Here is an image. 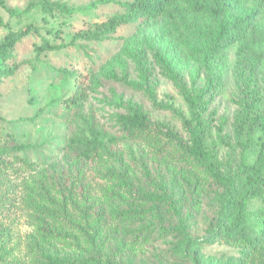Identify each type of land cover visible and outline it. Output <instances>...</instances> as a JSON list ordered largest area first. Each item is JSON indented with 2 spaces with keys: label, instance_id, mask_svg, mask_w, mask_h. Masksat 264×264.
I'll list each match as a JSON object with an SVG mask.
<instances>
[{
  "label": "rangeland",
  "instance_id": "1",
  "mask_svg": "<svg viewBox=\"0 0 264 264\" xmlns=\"http://www.w3.org/2000/svg\"><path fill=\"white\" fill-rule=\"evenodd\" d=\"M30 1L35 0H4L19 16L0 6V39L29 23L39 27L16 43L20 66L0 83V143L26 144L21 154L35 162L0 189V197H6L0 210V264L72 260L87 257L89 248L106 263L165 264L159 249L176 244L185 259L173 264H195L198 257L220 264H237L243 257L242 264H264V248L248 253L240 241L209 238L206 230L233 195L247 211L264 214V184L248 193L242 183L247 174H257L264 159V61L249 79V71L238 65V43L219 51L211 46L221 39V6L227 4L234 14L243 7L233 0L195 1L175 19L165 15L150 26L122 24L109 38L71 42L75 34L122 13L120 2L131 0H57L67 9L46 15V21L39 6L24 10ZM257 22L264 27V9ZM44 37L67 46L39 52L36 46ZM73 72L88 76L83 109L108 135H117L120 156L105 152L83 164L72 159V110L63 99L75 90ZM131 111L172 132L187 150L203 145L211 156L212 177L223 181L213 182L190 163L177 162L180 147L157 155L153 149L160 141L131 136L124 121ZM254 144L257 152L250 154ZM125 168V178L112 173ZM65 173L72 179L68 191L59 186L58 176ZM40 187L46 197L38 194ZM35 206L65 221L55 222L48 238L37 229ZM162 214L166 219L171 214V225L188 223V232L179 228L165 238L161 233L156 240H127L134 230L153 229L154 222L161 227ZM88 241L95 245L89 247Z\"/></svg>",
  "mask_w": 264,
  "mask_h": 264
},
{
  "label": "trees",
  "instance_id": "2",
  "mask_svg": "<svg viewBox=\"0 0 264 264\" xmlns=\"http://www.w3.org/2000/svg\"><path fill=\"white\" fill-rule=\"evenodd\" d=\"M104 1L106 0H94L91 4ZM195 1L211 2L213 0H131L120 2L125 7L122 13L97 23L93 29L75 34L71 42H74L77 37L98 41L109 38L122 24L139 23V25L150 26L165 15L175 19L181 13L192 10L193 7H190V4ZM233 3L238 7H243L242 12L234 14L227 4L224 3L221 6L219 9L221 39L220 41H215L211 46L214 48L216 44V49L214 48V50L219 51L238 43V65L249 71L247 78L250 79L255 69L264 61V27L259 26L257 22L264 9V0H233ZM0 6L5 8L10 16H19L21 13L5 5L4 0H0ZM37 6L45 14L42 17L44 21L47 20L46 15H52L55 10L65 11L67 9L64 3L57 0H35L30 1L24 10L33 9ZM3 24L4 22L0 15V25ZM38 32L39 27L29 23L22 29L8 30L0 39V83L5 78L14 75L20 66V62L16 61L14 53L16 43L23 37ZM65 46H67V43H51L47 37H44L42 43L36 46V49L39 52L44 50L52 51ZM255 46H263V50H257ZM72 74L74 76L75 90L67 98L63 99V102L71 107L72 110L68 116L71 130L69 142L73 151L72 159L83 164L105 152H110V157L112 156L113 158L120 156L121 152L119 149L122 147L118 142L117 135H108V131L101 126L95 116L85 112L83 109L84 102L88 98V76L77 72ZM124 121L131 136L160 141L159 145L153 149L155 154L160 155L169 149L180 147L179 152L175 155L177 162L190 163L191 166L198 170L201 176L213 178L210 167L211 156L203 145H198L193 150H187L180 146L179 139L172 132L159 128L148 117L134 111L127 113ZM26 147V144L13 141L0 143V189L5 183L10 182L12 176H20L30 170L35 164L33 160L21 154V151ZM256 152L257 149L254 144L250 147L249 153L255 154ZM203 158L207 160L209 165L205 161L203 163ZM143 171L146 175L150 173L147 165H143ZM112 173L120 178H125L128 169H119L116 173L114 171ZM77 175V173L73 174L75 179ZM58 178L61 179L60 188L68 191L72 186L71 177L65 173L64 176L59 175ZM216 181L222 182L223 179L220 177L213 178V182ZM242 183L246 185L248 193L256 192L264 184V159L260 160L257 174H247ZM38 194L46 197L42 187H40ZM180 195V200H184V193H180ZM5 204L6 197H0V210ZM221 207L222 209L218 210L217 221H213L206 229L209 238L238 240L248 253L264 248V214H252L247 211L244 202L236 195L231 196L225 203L222 202ZM35 208L37 210V223L39 224L37 229L40 231L41 237L48 238L56 231L55 222L65 223L62 219L54 218V213L47 211L43 207L35 206ZM161 221V227H157V222H154V228L151 230L147 229L149 228L148 226H144L132 231L127 236V240L130 242L149 238L156 240L158 238L157 235L161 233V236L165 238L173 235L179 228H184V231L188 232L189 225L183 220H179L180 223L176 222L175 225H171L173 222L171 214H169L168 219L162 214ZM100 224L101 227H97L95 234L102 229L105 222L102 221ZM174 238H177V236ZM93 245H95L94 242L90 243L89 247ZM157 245L158 243H156ZM87 249H85V253ZM89 250L93 251L91 248ZM159 250L162 254L161 256L164 257L163 262L165 264H173L176 259H185L184 253L177 244L171 245L167 249L163 247ZM91 251L87 257L80 255L79 258L72 260L47 258L45 259V264H116L112 260H107V263L102 261L100 256L92 255ZM133 257L136 256L134 255ZM195 260V264H220V262L214 261V258L204 261L198 257ZM242 261L243 257H238L237 264H242ZM134 264L138 263L134 261Z\"/></svg>",
  "mask_w": 264,
  "mask_h": 264
}]
</instances>
